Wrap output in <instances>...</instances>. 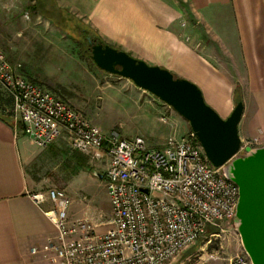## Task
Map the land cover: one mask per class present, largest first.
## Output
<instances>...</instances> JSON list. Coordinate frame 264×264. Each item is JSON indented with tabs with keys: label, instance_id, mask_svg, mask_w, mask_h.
<instances>
[{
	"label": "crops",
	"instance_id": "0c3cea01",
	"mask_svg": "<svg viewBox=\"0 0 264 264\" xmlns=\"http://www.w3.org/2000/svg\"><path fill=\"white\" fill-rule=\"evenodd\" d=\"M52 1L54 7L78 19L109 45L197 84L206 102L223 118L233 111L235 89L239 86L243 102L248 99L258 106L257 123L249 131L264 122V0ZM199 25L212 27L215 35L204 36ZM208 42H227L232 47L229 56L235 62L231 69L213 60ZM136 88L131 97L142 107L146 122L165 126L161 146L169 137H183L190 131L191 127L177 117L170 124L163 123L156 101H142L147 91ZM2 114L0 264H56L43 251L49 240L57 236L44 212L50 204L39 207L31 194L56 187L67 190L72 198L80 187V177L95 179L93 172L98 171L105 179L108 159L93 163L82 152H68L72 171H58L54 177L52 166L65 151V143L58 141L47 149L40 148L12 115ZM69 215L73 219V208ZM96 228L101 233L107 231L102 224ZM34 249L39 252L33 254Z\"/></svg>",
	"mask_w": 264,
	"mask_h": 264
},
{
	"label": "built area",
	"instance_id": "2783aa9c",
	"mask_svg": "<svg viewBox=\"0 0 264 264\" xmlns=\"http://www.w3.org/2000/svg\"><path fill=\"white\" fill-rule=\"evenodd\" d=\"M0 80L11 91L24 133L38 147L63 141L96 162L108 159L111 228L102 234L87 221L70 218L72 200L65 190L31 194L39 207L50 204L44 212L57 236L43 251L54 263L170 264L204 237L208 227L223 231L234 226L239 187L208 160L192 130L154 148L142 136L108 133L56 94L16 74L1 49ZM160 120L167 124L170 116L163 113ZM231 264L252 262L243 250Z\"/></svg>",
	"mask_w": 264,
	"mask_h": 264
},
{
	"label": "rangeland",
	"instance_id": "374dc122",
	"mask_svg": "<svg viewBox=\"0 0 264 264\" xmlns=\"http://www.w3.org/2000/svg\"><path fill=\"white\" fill-rule=\"evenodd\" d=\"M45 3L46 7H51L53 1L45 0ZM35 4L36 0H0V49L15 73L56 94L106 132H116L125 138L142 136L148 147L161 146L165 126L155 121L153 124L146 122L142 107L131 97L133 89H138L135 84L98 68L86 44L79 41V36L74 32L68 31L73 22H64L60 16H54L55 21L51 16L40 15L35 11ZM198 29L206 37L215 35L210 26L199 25ZM208 43L212 45L210 49L214 54L213 60L231 69L235 62L229 56L232 47L227 42ZM147 100H155L158 104L159 119L166 113L170 116L167 124L177 117L185 126L190 127L173 108H168L155 95L144 92L142 101ZM244 106L241 128L239 125V134L243 136L240 153H244L247 146L255 148L264 145V122L254 131H249L257 123L258 106L248 99L244 101ZM0 113L12 115L21 125L19 118H16L11 91L1 80ZM64 148L65 151L56 157L52 166L54 177L58 171H72L68 152L74 151L68 146ZM88 157L93 163L96 162ZM79 183L80 191L73 192L72 198L69 196L72 200L69 213L74 209L72 220H85L91 227L102 224V228L108 230L111 228L109 221L112 208L105 179L80 177ZM214 232V227H208L204 237L184 250L170 264H231V259L243 251L239 234L234 226H225L223 231L219 230V234L212 237ZM96 233L102 234L97 228Z\"/></svg>",
	"mask_w": 264,
	"mask_h": 264
},
{
	"label": "water",
	"instance_id": "95a60500",
	"mask_svg": "<svg viewBox=\"0 0 264 264\" xmlns=\"http://www.w3.org/2000/svg\"><path fill=\"white\" fill-rule=\"evenodd\" d=\"M91 59L101 70L131 80L155 95L190 124L208 160L222 167L224 175L239 187L234 227L252 264H264V145L247 146L240 153L244 102L238 101L223 118L206 102L197 84L164 67L150 65L109 44L92 45ZM93 174L104 178L98 171Z\"/></svg>",
	"mask_w": 264,
	"mask_h": 264
},
{
	"label": "trees",
	"instance_id": "16d2710c",
	"mask_svg": "<svg viewBox=\"0 0 264 264\" xmlns=\"http://www.w3.org/2000/svg\"><path fill=\"white\" fill-rule=\"evenodd\" d=\"M34 8L36 12L40 13V15L42 14L45 16H51L53 20H55L56 17L58 18L60 16L64 22L68 20L72 21L74 24L73 23L70 24L69 26L70 28L68 29V31L69 32L72 31L74 32L73 34H76L77 36H79L77 39L81 41L82 43L86 44L87 50L91 53V56H92V45L108 44L98 35H95L88 27L83 25V23H81L78 19H75V17H73L72 15H66V13L64 14V12L61 9L54 7L53 4H51V7H46L45 0H36V4L34 5ZM54 16L56 17L54 18ZM89 32L91 33L89 34ZM235 95H236V102L242 100L241 89L239 86H237L235 89ZM6 116L8 117L10 115H6ZM6 116H3V117H6ZM215 230L216 232L214 233H219V229L215 228Z\"/></svg>",
	"mask_w": 264,
	"mask_h": 264
}]
</instances>
